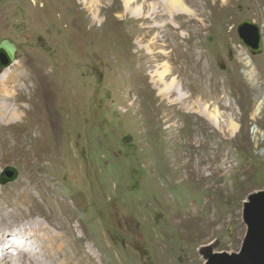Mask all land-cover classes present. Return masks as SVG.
<instances>
[{"label":"rangeland","instance_id":"1","mask_svg":"<svg viewBox=\"0 0 264 264\" xmlns=\"http://www.w3.org/2000/svg\"><path fill=\"white\" fill-rule=\"evenodd\" d=\"M182 2L196 14H177L183 28L176 37L174 24L164 31L154 23L173 19L163 12L165 0L133 2L146 8L142 16L127 12L124 0H0V41L18 46L15 61L0 64V77L13 63H32L46 75L44 119L32 122L27 102L28 117L18 126L32 152L47 154L35 165L61 193L64 216L70 215L80 247H93L97 264H203L198 248L213 240L218 250H238L247 228L243 201L264 188V45L251 51L238 31L249 19L264 33V0ZM186 33L189 62L180 56L187 43L176 46ZM244 50L256 84L242 72ZM167 61L179 71L189 106H207L205 117L162 102L152 73ZM256 100L262 110L254 118ZM232 122L239 131H232ZM216 126L227 135L213 133ZM195 134L206 136L199 148L202 139L192 144ZM199 154L205 175L218 173L209 184L192 175ZM7 156L0 166L1 198L18 190L27 171L24 153ZM8 166L19 175L3 182ZM52 206L39 196L28 209L63 230L53 223L62 209Z\"/></svg>","mask_w":264,"mask_h":264},{"label":"bare ground","instance_id":"2","mask_svg":"<svg viewBox=\"0 0 264 264\" xmlns=\"http://www.w3.org/2000/svg\"><path fill=\"white\" fill-rule=\"evenodd\" d=\"M133 2H136V0H124L127 12L142 16L146 8L142 5L133 6ZM165 2L166 4L163 6V12L165 14H172L173 19L169 24L154 23L157 26L164 25V31L172 28L171 25L174 24L176 27L175 35L178 37L180 36L178 31L183 28V26L177 24L176 18L179 16L177 14L186 12L193 17L196 13L189 10L187 4H185L186 2H182V0H165ZM150 11L151 14L149 15L156 17L154 11ZM95 18H97V15ZM177 29L179 30L177 31ZM187 39H189L188 33L185 34V39L182 40L181 43H177L176 46L182 48L181 45L186 44ZM186 45L188 49H186ZM186 45L184 49L182 48L183 51L182 53L180 52V56L185 57L187 55L186 60L189 62L192 61L191 59L193 58L192 46H189L188 43ZM161 52L165 53L166 56L169 55V52ZM198 57H200V55ZM240 59L244 64L242 72L245 74L247 80L251 84H256V82H258V77L254 70V62L251 56L244 50V52L242 51V53H240ZM194 60L195 59H193V61ZM197 63H201V60L198 59ZM192 66L191 63H187L185 68L188 69ZM194 66L196 67V65ZM198 67L199 65L197 64L196 68ZM160 68L161 69L158 68L153 72L152 75H158V82L154 83V87L159 89L158 94L162 98V102H165L164 100L166 99L169 103L180 105L179 107L186 108V110L189 109L194 112L198 110V112L205 117V108H207V106L203 108L204 110H199V107L195 109L197 107L196 101L193 107L189 106L187 102L188 95L184 93V87L177 79L179 71L175 72L173 64L167 61L160 64ZM45 78V73L36 70L32 63H13L10 65V69L6 74L0 77V166L4 162L5 156L13 154V152H19L24 153L26 156L25 165L27 167L25 176L20 178L17 183L18 190L12 191L8 196L4 195V198L0 197V264H55L54 261L56 260L52 259V256L48 254L47 251L58 254L61 262L57 264H97L95 258L96 253L93 247L88 244L87 251L80 247L81 237L76 235L75 227L70 225L72 220L70 215L68 217L64 216V209L66 208L63 206L65 202L62 198L57 196L61 195V193L56 191V194L50 189L51 181L47 180L41 174L40 168L35 165L36 161L42 163L43 160L46 159L47 154L41 153V156H39L32 152V146H27L26 140L18 126L21 120L28 117L29 113L27 109H25L27 102L29 104V109L32 111L31 121L36 123L37 118L41 120L44 119L48 103ZM261 110L262 104L259 100H256L252 109L253 117H257ZM218 111L220 110L218 109ZM208 118L212 119L213 117L209 116ZM212 121H214V119H212L211 122ZM39 125L41 126V131L37 132V137L40 136L42 139L45 128L43 123ZM216 127L217 130H211L213 133H217L221 130V133L227 135L222 128H219V126ZM231 129L235 133L239 131V126L235 122H232ZM253 130H257L256 126H253ZM201 139V143L196 146L198 148L206 142V136L198 137V135L195 134V137L192 139V144ZM193 151L194 149H191L189 152L190 156ZM33 156H35L34 160H32ZM202 156V154H199L198 159L196 158V160H194L195 162L193 163L195 166L192 175L209 184L214 178L217 179L218 173L212 171L208 176L205 175L207 163L204 164L205 161L201 160ZM35 191H38L36 193L38 195L35 194ZM39 196L44 202L53 205L52 209L54 211L61 207L62 213L56 217L57 222L51 220H48V222H53L63 230H53L41 220L34 218L37 214L44 215L42 212L37 213L36 211L28 209L33 205L34 201H37ZM52 220L55 221V219ZM41 255L47 262L50 261V263H45Z\"/></svg>","mask_w":264,"mask_h":264},{"label":"water","instance_id":"3","mask_svg":"<svg viewBox=\"0 0 264 264\" xmlns=\"http://www.w3.org/2000/svg\"><path fill=\"white\" fill-rule=\"evenodd\" d=\"M238 31L243 43L253 52L263 49L264 33L253 20L240 23ZM17 44L9 38L0 41V64L15 61ZM18 170L8 166L2 174L3 182L17 179ZM242 218L247 228L238 250H218L219 241L201 244L198 248L203 264H264V188L250 191L243 201Z\"/></svg>","mask_w":264,"mask_h":264}]
</instances>
